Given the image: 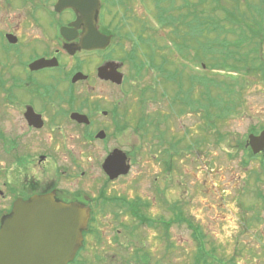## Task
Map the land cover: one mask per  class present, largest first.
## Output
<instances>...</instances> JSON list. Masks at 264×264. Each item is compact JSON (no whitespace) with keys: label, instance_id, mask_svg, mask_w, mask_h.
Instances as JSON below:
<instances>
[{"label":"flooded vegetation","instance_id":"obj_1","mask_svg":"<svg viewBox=\"0 0 264 264\" xmlns=\"http://www.w3.org/2000/svg\"><path fill=\"white\" fill-rule=\"evenodd\" d=\"M134 4L0 0V230L18 201L50 195L74 206L87 224L67 264H164L175 223L190 231L194 252L206 255V242L218 250L201 224L185 214V201L171 197L174 164L183 156L176 151L188 147L182 139L169 153L170 115L159 108L151 113V127L144 130L150 140L146 169L135 168L139 149L125 148L127 131L142 130L124 98L141 75L144 33L128 19ZM125 41H131L129 48ZM263 129L264 123L251 128L237 147L264 170V148L254 153L249 138ZM86 144L94 145L87 154ZM146 172L153 180L142 190ZM257 196L264 199L263 191ZM143 230L155 235L154 243L148 240L151 249ZM157 232L165 246L160 261L151 251Z\"/></svg>","mask_w":264,"mask_h":264},{"label":"rangeland","instance_id":"obj_2","mask_svg":"<svg viewBox=\"0 0 264 264\" xmlns=\"http://www.w3.org/2000/svg\"><path fill=\"white\" fill-rule=\"evenodd\" d=\"M161 1L159 4L160 0H135L128 18L134 22L136 31L140 33L141 29V34L144 33L145 41L155 47L160 56L157 65L163 63V55L168 62L164 68L150 65V61L145 59L149 50L141 44V75L136 77L137 82L132 83L124 98L142 130L140 135L127 131L123 139L125 148L139 149L135 168L146 169L150 164L147 161L149 152L146 154L150 140L144 137V130L151 127L154 110L159 108L167 112L172 130L169 143L174 147L169 145V153L180 147L182 139L181 145L188 147V150L176 151L179 154L183 152V156L174 164L176 170L175 176L172 174L171 197L185 201V214L199 222L208 233L209 240L213 239V243L218 244V250L211 251L206 242V259L202 264L205 261L264 264V199L257 196V193H264V170L258 159L249 157L241 147H237V141L245 138L251 128L264 123V75L258 71L244 73L234 69L240 66L238 58L260 43L261 63L248 62L249 66L264 67V27L252 28L256 36L239 39L238 34H228L232 49L230 66H227L225 53L221 52L219 45L211 51L204 48L195 50L192 47L195 37L188 33L196 11L214 8L219 18H224L226 8L250 16L253 8L260 6V0ZM177 27L185 32L183 36L175 32ZM181 42L186 43V49L181 47ZM130 44L131 41H125L123 46L129 48ZM187 51H190V57L185 53ZM198 55L199 61L195 60ZM222 89H233V99L219 100L223 95ZM233 100L242 102L232 106L230 114L223 112L220 105H229ZM77 146L80 145L77 143ZM83 148L87 154V149L93 150L94 145L86 144ZM162 156L165 157V151ZM146 175L147 172L140 178L142 190L152 184L153 176ZM161 179L165 181V172ZM142 233L146 234L144 239L151 249L149 242L154 243L155 235L145 230ZM171 236L173 249L170 257L161 263L192 264L196 252L190 231L185 225L175 223ZM158 237L157 232L156 246L151 251L160 261L165 246Z\"/></svg>","mask_w":264,"mask_h":264},{"label":"water","instance_id":"obj_3","mask_svg":"<svg viewBox=\"0 0 264 264\" xmlns=\"http://www.w3.org/2000/svg\"><path fill=\"white\" fill-rule=\"evenodd\" d=\"M99 37L109 40L107 36ZM100 44L105 43L92 46ZM116 80L122 82L120 77ZM249 138L254 153L264 148V129ZM86 224L87 217L81 211L53 196L18 201L1 226L0 264H67L81 243Z\"/></svg>","mask_w":264,"mask_h":264},{"label":"trees","instance_id":"obj_4","mask_svg":"<svg viewBox=\"0 0 264 264\" xmlns=\"http://www.w3.org/2000/svg\"><path fill=\"white\" fill-rule=\"evenodd\" d=\"M260 6L253 8L250 12V16L247 15V13H234L233 11L224 8L223 14L224 18H219L217 11L214 10V8H210L209 10L205 11H196L194 14V18L192 17L191 24H190V33L195 37V44H192V47L195 50H199L200 48H204V50L211 51L216 45H219L221 48V52L225 53L227 59V66L229 65V57L231 56L232 49L230 48L231 42H228V34L233 33L238 34L240 38L243 36H256L253 32L252 28H263L264 27V0H260L259 3ZM251 23V24H250ZM175 32L178 34H181L182 36L184 33L180 31V29L177 27L175 29ZM250 32V33H249ZM187 33V32H186ZM193 33V34H192ZM195 34V35H194ZM183 42V41H182ZM181 42V47H185L186 49V43ZM242 42V41H240ZM142 45L146 46V48L149 50V52L145 55V59L150 61V65L152 66H159V67H166V64L168 62V59L166 55L161 56L163 63L161 65H157V58L160 57L158 52L156 53L155 47L150 43L146 42L145 39H142ZM258 46H261V43L259 45H256L255 48H253L251 51H248L241 55L238 58L239 61V67L234 69H240L244 73H248L250 71H258L260 75H264V67L259 66L256 67L254 64L252 66H249V60H252L253 62H260L262 61L260 57V50H258ZM190 51L185 52L187 55ZM190 57V55H188ZM195 59V57H193ZM200 56H197V61H199ZM207 66V65H206ZM218 67V66H214ZM234 67V65H233ZM165 72L167 73V70L165 69ZM233 89H227L226 91L222 89L223 95H220L219 100L221 101H229L233 99ZM223 112H227L230 114V110L232 108V105H225L221 104ZM206 256V255H205ZM206 258H204V254L202 252H196L194 256V262L192 264H202V261H204ZM204 264H215L214 262H207L205 261Z\"/></svg>","mask_w":264,"mask_h":264}]
</instances>
